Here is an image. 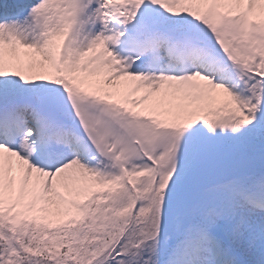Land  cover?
Here are the masks:
<instances>
[{
    "label": "snow or ice",
    "instance_id": "obj_1",
    "mask_svg": "<svg viewBox=\"0 0 264 264\" xmlns=\"http://www.w3.org/2000/svg\"><path fill=\"white\" fill-rule=\"evenodd\" d=\"M0 264H264V0H0Z\"/></svg>",
    "mask_w": 264,
    "mask_h": 264
}]
</instances>
